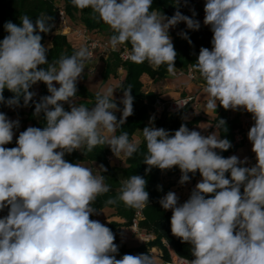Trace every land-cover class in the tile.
Instances as JSON below:
<instances>
[{
	"label": "clouds",
	"instance_id": "clouds-1",
	"mask_svg": "<svg viewBox=\"0 0 264 264\" xmlns=\"http://www.w3.org/2000/svg\"><path fill=\"white\" fill-rule=\"evenodd\" d=\"M71 2L80 10L90 8L112 29L109 43L114 51L129 42L131 61H147L154 69L167 65L172 75L177 52L169 29L180 22L192 30L200 28L199 21L179 10L170 18L150 11L153 0ZM204 12L203 23L213 33L212 48L200 49L195 70L205 81L206 108L216 111L219 105L251 114L254 123L247 138L256 163L245 166L247 157L218 154L217 149L227 151L232 144L216 132L205 136L181 124L172 134L150 122L142 130L146 173L177 167L181 185L190 181V173L199 172L202 178L185 202L179 203L173 191L159 200L172 212L171 233L191 246L193 259L187 264H264V0H206ZM50 19L41 16L33 23L25 15L19 24L6 22L8 34L0 40V103L11 108L22 98L28 106L35 95L29 89L38 82L49 93L35 103L34 111L37 116L43 112L46 126L27 127L16 147L5 145L13 141L19 121L0 112V211L8 209L0 218V264H155L149 254L116 259L113 232L90 218L96 214L92 205L97 197L110 191L105 177L64 158L85 148L91 152L97 145L108 146L116 157L137 151L138 140L130 142L127 132L115 135L133 114L131 89L123 90L122 109L112 88L97 92L93 107L78 105L77 82L92 53L81 47L49 63V46L36 33L49 32ZM5 89L12 98L5 100ZM225 123L219 119L217 127ZM146 183L136 174L123 180L118 199L128 207L145 208Z\"/></svg>",
	"mask_w": 264,
	"mask_h": 264
},
{
	"label": "trees",
	"instance_id": "trees-1",
	"mask_svg": "<svg viewBox=\"0 0 264 264\" xmlns=\"http://www.w3.org/2000/svg\"><path fill=\"white\" fill-rule=\"evenodd\" d=\"M64 9L67 16L72 20L74 18L79 19V22L84 25L90 32L102 33L109 38L115 33L112 29L99 19L98 15L93 13L90 8L80 10L73 6L71 0H63ZM176 0H153V4L150 11H157L161 16L172 17L177 10H174ZM27 15L35 23L36 19L41 16H49L51 19L48 24L51 25L50 31L47 33L38 32L36 34L41 35V43L47 48L46 43L50 40L51 47H49L47 59L49 63H54L59 60L62 55L70 56L76 51L68 40L66 35L56 32V23L58 22V8L55 4V0H0V40H2L8 33L4 29L6 22L11 21L14 24L20 23V17ZM195 20V19H194ZM181 30V35L174 37L173 45L177 52L175 59V67L177 69L186 70L189 67L194 68L197 63V57L202 47L211 50L212 34H203L200 30H192L188 27H184L182 22L176 25ZM183 33L187 34L188 39L183 38ZM189 39L191 43H189ZM131 47L129 42L125 43ZM47 64L43 67L47 68ZM123 69L125 72V81L119 88L120 93L123 90L130 88L131 95L133 96V114L127 117L125 123L118 127L115 131V135L119 136L122 133L127 132L129 141L131 142L136 136L141 139L138 145L137 151L131 156L126 157L125 166L123 167H112L109 162V157L113 156L111 149L106 145H97L88 152L85 149L80 151H73L71 154H65V160L72 163H95L106 168L103 171L101 168L100 175L105 177L104 183L109 186L110 191L107 193L100 194L96 201L93 203V207L96 209V214L106 208L113 209L115 216L123 220V223L111 222L108 227L111 229L115 236L114 243L118 246V253L114 254L116 259H121L125 254L139 255L149 254L153 248H157L163 254L164 261H170L171 251L176 255L186 258L193 259L191 255V246L181 241L180 238L175 237L171 233L170 218L172 215L171 210H164L159 200L165 196L175 186L181 185L179 183L181 172L179 168L174 167L171 170L161 171L158 168H153L150 172L146 173L148 167L144 164L145 156L148 155L146 140L143 137L142 130L145 126H148L150 122L156 128H164L170 133L174 134L179 129L181 124H185L190 130L204 120H208L206 116H194L192 119H188L187 113L193 110L191 106L186 107L177 114H163L160 118L152 117L154 111V104L158 99V95L150 91V87H146L143 83L142 78L147 75L152 83L160 82L169 77L167 71V65H161L159 68L154 69L149 65L147 61L143 63L135 62H123L120 60L118 54H112L105 64L103 72L104 79L107 80L110 76H117L118 70ZM196 71V70H195ZM198 76L201 78L202 84L205 86V81L200 76L199 72L196 71ZM41 83V95H49L47 87L43 82ZM33 86L29 91L33 92ZM13 93L5 89L3 96L5 100L12 98ZM77 97L81 98L80 105L91 108L95 104L96 94L88 91V89L77 83ZM76 97V98H77ZM116 102V101H115ZM35 103L37 101L33 98L29 102L28 106H24L23 99L21 98L20 107L26 109L25 123H31V126L43 129L46 126V120L43 112L38 116L34 115ZM118 108L122 109V103L116 102ZM65 110H70L68 107H64ZM0 112L10 116L9 107L6 104L0 103ZM216 118L211 120L213 126L217 127L219 119H223L226 123L224 126L217 127L220 133L221 139H228L232 147L227 151L217 150L218 154L227 158L231 154L236 153L242 145L235 143V131L239 126V122L236 118H231L228 115V110H225L222 106L217 107ZM121 112L115 113L117 119L121 117ZM27 127L24 128V130ZM23 130V131H24ZM18 138V137H17ZM13 139L11 143L5 145L7 148L16 147V139ZM122 174V177L119 176ZM140 175L143 177L146 183V191L149 193V204L141 209L143 219L140 220V228L147 231L155 236V239L144 246L137 249H130L121 241V236L125 229L130 228L136 219L138 211L135 208L126 206L122 201L118 199L119 189L121 182L132 175ZM167 175L169 178L167 184L163 183L164 176ZM191 179L188 183L183 184H195L199 179H202L199 172L195 175L189 174ZM230 175V174H226ZM176 177V181L173 182L172 178ZM243 191V189H241ZM207 198V197H206ZM115 199V204L107 203L108 200ZM95 214L90 218L93 219ZM1 218V217H0ZM155 264H158L155 260Z\"/></svg>",
	"mask_w": 264,
	"mask_h": 264
},
{
	"label": "rangeland",
	"instance_id": "rangeland-1",
	"mask_svg": "<svg viewBox=\"0 0 264 264\" xmlns=\"http://www.w3.org/2000/svg\"><path fill=\"white\" fill-rule=\"evenodd\" d=\"M55 4L57 5V8L59 5L64 6L63 0H55ZM174 10H179L183 15L188 16L192 19H196L197 14H198V8L195 6V4L193 3L192 0H179V3L175 5ZM194 13H195V15H194ZM68 23H69V26L71 27V31L68 29H65L63 26H61V24L59 23V20H58V22L55 24L56 25V32L55 33L60 32L63 35H66L68 37L69 42L71 43V45L73 46V48L75 50H78L79 48L84 47L83 40L76 38L75 34H74V31L77 28L82 26V24L79 22V19L74 18L71 20L70 18H68ZM182 24L184 27H187V25L184 22H182ZM181 33H182L181 30H179V28H177L176 26L171 27L169 29V35L171 37L172 42L174 40V37L177 35H181ZM93 34L98 36V37L110 39L108 36H106L102 33H99V32L98 33L93 32ZM46 46L51 47L50 40L47 41ZM105 64H106L105 58L97 57L96 59H92V60L89 59L86 62L82 77L78 80L77 83L79 85L86 87L88 89V91L93 93V94H97V92H103L104 90H106L108 88H112V89H114V92H113L114 100L116 102L121 103V100L123 99V93H120L119 88L122 85V83L125 81V72L123 69H119L117 76L112 75L107 80H105L104 76H103ZM144 78H147V79H145L146 81L144 80ZM148 79H150V78L147 75H144L142 78V81L146 85V87L149 86ZM197 81L199 83H202L201 78L199 76H198ZM55 86L57 88L59 87L58 84H56ZM33 93H35L33 98L37 102H39L40 98L42 97V95H41V83L40 82H38L37 84H35L33 86ZM81 100H82L81 98L77 97L76 103L78 105H80ZM64 107L69 108L68 104H66V103L64 104ZM205 109H207L206 104L204 106V110ZM197 111L198 112H196V114H193L194 111L187 113L188 119H192L194 116L202 115L201 112L204 115L209 113L208 111L207 112L201 111L200 106L197 109ZM25 112H26V109L23 107H20V106H14L11 108L9 107L10 116L8 118L10 120H18L19 121V127L14 129L15 134H14L13 139L17 138L19 133L22 132L25 127L31 126V123H28V124L25 123V119H26ZM116 113H119V111ZM152 117H154V116L152 115ZM206 127H207V124L202 122L199 127H194V128H197L198 131L202 135H205ZM194 130H196V129H194ZM251 149H252V144L249 141V144L247 146L240 148L236 153H233V154L238 156L241 160H243L245 157H247L248 160H252L253 162L256 163L255 154L252 152ZM124 159H125V155L123 153H121L118 157H115V158L113 157L112 160L110 161V164L112 167H123V166H125ZM81 164L83 166L91 168L95 175H100V171H101L100 165L95 164V163H89V162H83ZM119 176L122 177V174L119 173ZM168 180H169V178L167 177V175H165L163 178V183L167 184ZM172 181L175 182L176 177H173ZM199 181H200V179L195 184L175 186L171 189V191H173L177 194V196L179 197V203H183L189 198V195H190L192 189L195 187V185ZM4 211H5V214L8 212L6 209H4ZM93 220H98L102 224L106 225L107 227L109 225V224H107V222L102 221V218H95L94 217ZM121 241L130 249H137V248H140L146 244L143 241H140L139 239H137V237L133 234L131 228L126 229L125 233L121 236ZM153 252H154L155 256H156V253L160 254L159 250H157V249H156V251H153ZM155 260L158 264H162L161 260H159V259H155Z\"/></svg>",
	"mask_w": 264,
	"mask_h": 264
},
{
	"label": "built area",
	"instance_id": "built-area-1",
	"mask_svg": "<svg viewBox=\"0 0 264 264\" xmlns=\"http://www.w3.org/2000/svg\"><path fill=\"white\" fill-rule=\"evenodd\" d=\"M192 1L195 4V6L198 8V14L195 20L199 21L200 23V28H199L200 32H202L203 34L213 35L210 26H207L203 23L205 16L204 6L206 0H192ZM68 18L69 17L67 16L64 7L59 5L58 6L59 23L65 29L71 31V27L69 26L68 23ZM74 34L76 38L83 40L84 47H86L92 53L90 60L96 59L97 57L105 58V60H107L112 54H118L121 61L133 62L128 58V53L131 51V47L126 44L119 45L117 50L114 51L109 43L110 39H105L94 35L84 25L77 28L74 31ZM169 77L171 78L187 77L189 80L193 82L198 80V74L192 67H189L186 70L176 68L175 74L174 75L169 74ZM189 106H191L193 109L196 110L199 108V103L195 96H186V97H180L177 99H170V100L158 98L154 104V111L152 115L155 118H160L163 114H168V115L177 114ZM230 111L232 112L234 118H236L239 122V126L235 131V143L245 147L249 144L247 133L250 127L253 125L254 121L252 120L251 114L246 111L243 110L240 111L230 110ZM113 157L114 155L109 157L108 158L109 161H111ZM254 164L255 162H253L252 160H248V164H246L245 166H252ZM142 219H143V215L140 210L137 212L136 219L134 220L133 225L130 228L133 234L137 237V239L147 244L153 241L155 239V236L140 228L139 222ZM156 249L157 248H153L150 251V256H152L154 259L161 260L162 264H187V261L189 260L180 257L176 255L173 251H171L170 261H164L163 254L160 250H159L160 254L156 253L155 256L153 251H156Z\"/></svg>",
	"mask_w": 264,
	"mask_h": 264
},
{
	"label": "crops",
	"instance_id": "crops-1",
	"mask_svg": "<svg viewBox=\"0 0 264 264\" xmlns=\"http://www.w3.org/2000/svg\"><path fill=\"white\" fill-rule=\"evenodd\" d=\"M145 79H147V78H144V80ZM148 81H149L148 83H149L150 91L157 94L158 98L170 100V99H177V98L186 97V96H195L198 103H199V106L201 107V111H204V112L208 111L209 112L208 114H205V115L201 112V114L203 116H206V118L208 119V120L202 121L203 123L207 124L205 136H207L213 132H216V134L218 136H220L218 128L213 126V124L211 123V120L216 118L215 110H211V111L208 109L204 110V106L207 103L208 95L204 91L205 86L202 83H199L198 81L193 82V81L189 80L187 77H180V78L168 77L167 79H164V80L157 82V83H152V81L150 79H148ZM193 111H194L193 114H196V112H198L196 109H193L190 112H193ZM228 115L231 118H234V116L230 110H228ZM202 122H200L198 125H196L194 127H199ZM193 128L191 130L196 129V131H198L197 128H194V129ZM134 139L138 140L139 144H140L141 139L139 136H136ZM115 157L116 156L114 155V158ZM126 157L127 156H125V159H126ZM125 159H124V164H125ZM6 210L8 211L7 208H6ZM6 215H7V213L5 214L4 210L2 212L0 211V217L1 218L6 216ZM95 218H102V221L107 222V224H110L113 221L123 223V220L119 217H116L115 211L113 209H110V208H106V209L98 212L97 214H95ZM125 231H126V229L124 230L123 234L125 233Z\"/></svg>",
	"mask_w": 264,
	"mask_h": 264
}]
</instances>
